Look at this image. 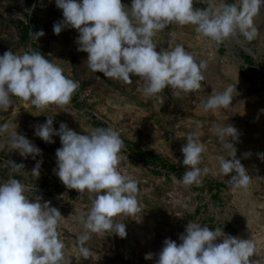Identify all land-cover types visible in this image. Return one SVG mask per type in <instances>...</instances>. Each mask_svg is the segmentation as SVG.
<instances>
[{"label":"rangeland","instance_id":"obj_1","mask_svg":"<svg viewBox=\"0 0 264 264\" xmlns=\"http://www.w3.org/2000/svg\"><path fill=\"white\" fill-rule=\"evenodd\" d=\"M221 2L212 0L213 5ZM223 2L232 4L235 0ZM122 3L130 6L131 0ZM207 7L199 0L194 2V8ZM62 19L55 0H0V55L10 49L19 54L40 51L68 78L79 82L67 105L36 108L30 101L12 96L11 107L0 111V124L9 125L0 135V183L15 178L28 188L30 199L40 196L42 203L49 201L59 209L65 218L59 232L70 264H156L166 238L172 235L171 239L180 243L179 235L189 221L201 224L198 216L215 219L216 213L224 233L255 243L259 255L254 254L250 260L264 259V9L253 18L259 34L251 41L237 34L216 43L197 33L193 25L175 23L158 33L154 37L158 50L181 44L197 63L204 61L207 65L199 90L176 97L170 87L166 88L161 94L164 103L157 98L146 99L137 90L143 82L135 76L130 77L132 83H124L92 72L87 66V53L77 50V30L66 28L54 34V23ZM41 30L45 35L37 40L32 33ZM229 85L234 89L232 104L205 111L202 101L212 88L223 91ZM47 118H53L57 130L63 122L82 134L96 128L118 131L124 144L119 170L135 179L140 189L139 230L133 228L132 216L117 217L125 223L126 237L92 234L83 245L91 255L87 259L80 252L78 236L84 230L77 217L91 206V200L86 191L66 189L55 174L59 137L54 136L55 143L48 144L34 134L35 127ZM214 123L229 124L237 130L238 139L233 142L236 158L251 177L246 190L234 189L226 182L232 174L224 178L218 173L216 157L223 149L210 132ZM191 130L199 133L205 146L200 167H207L208 173L199 185L183 186L174 178L184 175L181 147ZM16 131L40 148L42 155L34 160L12 150L9 139ZM38 160L43 163L37 178L31 171ZM13 162L23 164L24 169L15 170ZM148 254L153 258L146 259Z\"/></svg>","mask_w":264,"mask_h":264},{"label":"clouds","instance_id":"obj_2","mask_svg":"<svg viewBox=\"0 0 264 264\" xmlns=\"http://www.w3.org/2000/svg\"><path fill=\"white\" fill-rule=\"evenodd\" d=\"M194 2L131 0L129 6L122 0H55L63 19L54 23L53 32L59 35L66 28L77 30V50L87 53V66L92 72L124 83H132L130 77L135 76L143 82L137 90L146 99L157 98L164 103L161 94L166 88L170 87L176 97L199 90L207 67L204 61L197 63L181 44L158 50L154 37L170 24L193 25L197 33L216 43L237 34L251 41L259 34L253 18L264 9V0H235L232 4L222 0L217 5L212 0H199L208 5L205 9L194 8ZM32 35L38 40L45 33L41 30ZM78 87V81L68 78L40 51L19 54L10 49L0 55V111L11 107L12 96L30 101L36 108L64 106L71 102ZM233 91L231 85L223 91L212 88L202 101L204 110L227 108L232 104ZM8 128L7 123L0 124V135ZM210 132L223 149L216 157L219 175L225 178L232 174L226 182L234 189L246 190L251 177L236 158L233 142L238 139L237 130L229 124L214 123ZM34 134L48 144L55 143L54 136L59 137L55 174L66 189L89 193L91 206L77 217L84 230L78 236L82 257H91L83 245L92 234L111 233L125 238V223L116 218L134 216L141 205L138 182L119 170L124 160L119 132L96 128L82 134L63 122L57 130L53 118H47L35 127ZM184 137L186 144L181 153L185 172L174 182L199 185L208 173L207 167H200L206 149L198 132L191 130ZM9 146L25 158L35 160L42 155L40 148L17 131L11 134ZM42 163L38 160L31 171L37 178ZM13 166L15 170L24 169L23 164L13 162ZM27 191L15 178L0 183V264H70L59 232L65 218L49 201L42 203V197L30 199ZM179 241L166 238L156 264H264V259L250 260L254 254L259 255L251 239L226 234L223 228L213 230L189 221ZM152 258L153 254L146 256Z\"/></svg>","mask_w":264,"mask_h":264},{"label":"crops","instance_id":"obj_3","mask_svg":"<svg viewBox=\"0 0 264 264\" xmlns=\"http://www.w3.org/2000/svg\"><path fill=\"white\" fill-rule=\"evenodd\" d=\"M216 191H219L218 188H216ZM141 205V204H140ZM216 218L215 219H210V218H206L203 217H197V219H200L202 221L201 225H207L209 226L211 229L215 230L216 228H220L219 224H220V217L218 215V213H216ZM133 219V228L135 229V231L138 229L139 223L141 221V207H140V211H138L134 216H132ZM206 220V221H204ZM139 230V229H138ZM225 229H223L224 231ZM226 233V232H225ZM227 234V233H226ZM229 234V233H228ZM170 238H172V235L169 236ZM140 237H138L139 239Z\"/></svg>","mask_w":264,"mask_h":264}]
</instances>
